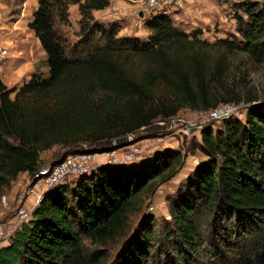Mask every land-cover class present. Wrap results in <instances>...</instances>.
<instances>
[{"label": "trees", "instance_id": "1", "mask_svg": "<svg viewBox=\"0 0 264 264\" xmlns=\"http://www.w3.org/2000/svg\"><path fill=\"white\" fill-rule=\"evenodd\" d=\"M72 1L83 18L80 39L71 46L54 24L56 17L67 20ZM80 1L39 0L28 26L46 52L48 72H34L19 86L0 80V196L21 172L41 168V153L54 146L76 149L69 153L110 151L117 148L114 139L173 117L183 106L217 108L221 100L210 103L206 96L225 85L228 54L245 52L264 64V0H242V13L235 15L240 37L215 41L202 38L201 28L177 27L167 12L151 16L146 40L118 36L117 23L107 26L92 15L110 0ZM201 134L207 159L168 199L169 222L156 228L152 214L145 216L114 264H200L207 258V264H264V236H257L264 230V107L250 106L245 121L231 116ZM84 144L88 148L80 149ZM180 159V150L164 148L44 192L31 218L0 248V264H102L107 252L86 247L83 235L96 245L120 236L143 192ZM224 226L249 238L251 247L232 256L221 246L215 250L211 240Z\"/></svg>", "mask_w": 264, "mask_h": 264}, {"label": "rangeland", "instance_id": "2", "mask_svg": "<svg viewBox=\"0 0 264 264\" xmlns=\"http://www.w3.org/2000/svg\"><path fill=\"white\" fill-rule=\"evenodd\" d=\"M84 1L85 0H81L80 3ZM195 1H198V4L207 8V10H210L211 14H215L216 16L213 25H210V28H207L208 31L212 32L208 33L206 37L202 35V38L215 41L219 38L231 37L234 34L240 37V34L236 31L237 21L235 15L236 13H242L238 9V4H240L242 0ZM192 2H194V0H187L183 7L175 3L168 4L163 8H158L159 5L161 6L160 3L157 6H152L149 0H110L109 5L105 7L104 10H109L113 16H126L130 14L131 16L139 17L143 16L145 13L148 14L149 12L150 15L146 18V21L144 22L145 25L143 26L144 28L142 29L144 32L142 34H145V37L121 34V27L118 22H110L107 21V19H101L98 17L99 14H101L100 16H104L106 13L108 14V12L102 11V9L92 10V15L95 20L99 22L101 21V23H104L107 26L113 22L117 23L119 28L118 36L138 37L142 40H146L152 31L148 26V21L153 14L158 12H168L174 25L183 30L188 29L190 27L188 25L190 24H187L184 20V15L185 10L191 6ZM38 4L39 0H0V26L4 24H12V22L15 23L19 20H21L23 26L28 25L33 19V14L37 9ZM58 14H60V11H58ZM82 18L83 15L79 8V3L73 1L69 3L68 6L67 20L62 21L59 17H56L54 24L55 30L62 34L63 38L67 40L68 45L71 44L72 46L80 39V21ZM226 57L228 59L229 69L225 75V85L217 91L216 96H206V101L211 103L216 100H221L218 107H221L224 104H230L237 109L236 113L232 116L245 121L248 106L259 105L264 107V64L256 63L245 52H233ZM137 62L138 61L133 64H136ZM36 72L46 76L48 67L45 62L38 67ZM161 97L162 96H156V98ZM255 97L259 99L251 101V99ZM165 98L172 100L174 97L165 96ZM223 99H230V101L225 102ZM214 110L215 109H195L190 106H183L173 117L159 118L151 126L139 133L128 135L130 137L129 144L124 145L127 149L142 147L146 149V154H149V151H152L151 154H153L156 150L173 148L180 150L181 159L165 174L164 177L155 180L154 183L143 192L144 198L142 205L130 214L127 226L120 236L96 245L91 243L87 236L83 235V244L86 247L93 249L99 248L104 252H107L102 264H114V260L123 248L124 243L134 236L138 230L140 221L148 214L151 213L154 217L156 228H162L167 222H169L171 216L168 209V199L176 194L177 189L187 179L195 166H197L199 162L207 159V156L202 151L201 147V132L203 128L206 126H212V128L216 130L223 124L224 118L209 116ZM112 144L117 146L116 149L120 148L116 144L115 139ZM81 148L86 149L85 146L80 147V149ZM71 150L72 152L76 151L75 148L69 149L63 148L62 146H54L41 153L42 162L43 164H47L65 155L74 154L69 153ZM77 152H80V150L78 149ZM106 157H108V155H101L98 158L104 160ZM31 176L32 175L29 174V180ZM73 180L74 179L72 178L67 179V181ZM15 181L16 180H14L9 187L5 188L0 196V222L11 224L12 217L15 218L14 214L18 207V202L20 201L19 196L25 188L21 185L14 191L17 183ZM34 184L35 183H32L30 185ZM40 191L41 183L33 188V192L30 195H25L23 198L24 203L33 209L35 199ZM4 196H6L9 201V204L6 207L1 204V198ZM199 227L201 231L205 233L207 232L206 222H204L203 217H200L199 219ZM257 236H264V230L259 232ZM211 242L215 245V250L217 248L220 249L221 246L225 252L230 253L229 256L237 255L251 247L249 244V238H243L240 233L239 235L236 233L234 234L231 226H224L220 232V236L218 238H212ZM203 247H205V245H203ZM207 249L209 250L208 246ZM153 252L156 254L157 258L161 257L158 254L157 249H154ZM163 253L165 254V252ZM168 253H171L169 249ZM208 259L209 258L206 260L201 259L199 262L200 264H207L206 262ZM195 264L198 263L196 262Z\"/></svg>", "mask_w": 264, "mask_h": 264}, {"label": "built area", "instance_id": "3", "mask_svg": "<svg viewBox=\"0 0 264 264\" xmlns=\"http://www.w3.org/2000/svg\"><path fill=\"white\" fill-rule=\"evenodd\" d=\"M152 6H157L158 8H163L168 4H178L184 6L187 0H149ZM168 13V12H167ZM10 57V49L3 42L0 41V64ZM215 110L209 114V116L228 118L234 115L237 111L236 108L230 104H224L221 107L214 108ZM132 135V134H131ZM135 135V134H134ZM85 148H88L84 144ZM120 147L118 149L110 151L94 152L82 150L80 152L69 154L64 158L53 161L50 163H44L41 168H39L29 180V183L24 186L25 188L21 192L18 202V207L15 211L16 220L10 223L0 222V248L7 245L15 233V231L24 223L27 222L32 216V208L27 206L23 198L25 195H30L33 192V188L37 184L41 183V191L37 194L35 199V206L38 205L39 201L44 192L56 187L57 185L67 181L68 178L75 179L84 173L93 171L94 169L102 165H113V164H123V163H132L139 161L145 157L151 155L152 151H149V154H146V149L131 148L127 149ZM101 155H108L104 160L98 158ZM35 183L34 185H30ZM42 194V195H41ZM1 204L6 207L9 204V201L6 196L1 198ZM33 207V208H34Z\"/></svg>", "mask_w": 264, "mask_h": 264}, {"label": "crops", "instance_id": "4", "mask_svg": "<svg viewBox=\"0 0 264 264\" xmlns=\"http://www.w3.org/2000/svg\"><path fill=\"white\" fill-rule=\"evenodd\" d=\"M198 3V1L194 0L191 6L185 10L184 20L187 24H190L188 25L190 27L185 30L191 31L195 28H201L203 36L206 37L208 33L212 32L208 31L207 28L213 25L216 16ZM102 11H106L108 14L106 13V16H100L101 14H99L98 17L107 19L110 22H118L121 27V34L145 37V34H142L144 33L142 29L144 28L146 18L150 15L149 12L143 16L135 17L130 14L126 16H113L109 10L102 9ZM0 41L10 49V57L0 64V80L7 87L19 86L29 80L32 74L46 60V52L39 39L28 25L23 26L21 20L15 23L12 22V24L1 25ZM28 180L29 173L27 171L21 172L15 181L17 183L14 191L21 185L26 186ZM12 221H15L14 217H12Z\"/></svg>", "mask_w": 264, "mask_h": 264}, {"label": "water", "instance_id": "5", "mask_svg": "<svg viewBox=\"0 0 264 264\" xmlns=\"http://www.w3.org/2000/svg\"><path fill=\"white\" fill-rule=\"evenodd\" d=\"M115 140H116V144L118 145V147H122L124 145L129 144L130 137L128 135H125V136L118 137Z\"/></svg>", "mask_w": 264, "mask_h": 264}]
</instances>
